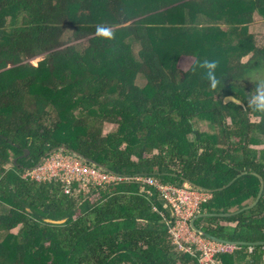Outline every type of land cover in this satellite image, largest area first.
I'll list each match as a JSON object with an SVG mask.
<instances>
[{"label": "trees", "instance_id": "trees-1", "mask_svg": "<svg viewBox=\"0 0 264 264\" xmlns=\"http://www.w3.org/2000/svg\"><path fill=\"white\" fill-rule=\"evenodd\" d=\"M255 15L264 20V0H0V264H198L173 245L168 208L136 176L211 189L200 212L255 199L256 174L264 181V113L251 105L264 82ZM204 59L217 62L215 87ZM60 146L122 179L66 193L61 180L24 177ZM194 224L264 241V188L253 207ZM251 247L215 259L264 264V244Z\"/></svg>", "mask_w": 264, "mask_h": 264}, {"label": "built area", "instance_id": "built-area-1", "mask_svg": "<svg viewBox=\"0 0 264 264\" xmlns=\"http://www.w3.org/2000/svg\"><path fill=\"white\" fill-rule=\"evenodd\" d=\"M24 177L38 181L58 179L64 182V191L71 193V187L79 188L102 186L121 180L123 176L106 171L69 152L53 151L43 161L25 171ZM125 178V177H124ZM136 180L154 187L165 206L169 209L172 220L167 221V231L177 250L198 257V264H218L215 259L219 252H233L238 244L217 241L208 238L190 227V219L200 211L202 203L212 197V193L185 183L176 185L163 183L152 175L140 174ZM251 245L249 250H251Z\"/></svg>", "mask_w": 264, "mask_h": 264}, {"label": "water", "instance_id": "water-1", "mask_svg": "<svg viewBox=\"0 0 264 264\" xmlns=\"http://www.w3.org/2000/svg\"><path fill=\"white\" fill-rule=\"evenodd\" d=\"M229 101L234 102V103H237V104H241L240 101H238L237 99H235V98L232 97V96H227V97L224 98V103L229 102ZM57 149H65V147H64V146H60V147H58V148L56 147L55 149H52L49 153H51L52 151L57 150ZM28 153H29V149H26L25 156H26ZM49 153H47V154H49ZM72 153L75 154V155H77V156L80 157L81 159H83V160H85V161H87V162H89V163L95 165V166H98V167H100V168H102V169H104V170H106V171H109V172L114 173L113 171L109 170L106 166L101 165V164H99V163H97V162H95V161H92V160H90V159L84 157L82 154H80V153L77 152V151H72ZM47 154H46V155H47ZM46 155H45V156H46ZM45 156H43V157L40 159L39 163H41V162L43 161V159L45 158ZM14 160H15V159H14ZM39 163H38V164H39ZM246 172H247V171H242V172L239 173L237 176L242 175V174H244V173H246ZM252 173H254V172H252ZM254 174H256V173H254ZM256 175H257L258 178L260 179V187H259V190H258L257 196L255 197V199H254L251 203H249L248 205H245V206L241 207L240 209H237V210H234V211H231V212H198L197 214H195V215L190 219V222H189L190 227H191L192 229H194L195 231H197L198 233H200V234H202V235H204V236H206V237H208V238H211V239L217 240V241L233 242V243H236V244H238V245H257V244H264V241L246 242V241H235V240H228V239L219 238V237H217V236H215V235H212V234H210V233H208V232H206V231H204V230H202V229H199V228L196 227V225L194 224V221H195L197 218H200V217H207V216H231V215L237 214V213H239V212H241V211H243V210H245V209H248V208L253 207V206L256 204V202L258 201V199L260 198V196H261V194H262V191H263V188H264V181H263V178H262L260 175H258V174H256ZM235 178H236V177H234L233 179H231V180H230L225 186L230 185V184L233 182V180H234ZM186 183H188V184H190V185H193L194 187H197V188H199V189L207 190V191L212 192L211 189H208V188L203 187V186H200V185H196V184H194V183H192V182L186 181ZM225 186H223V187H225ZM223 187H220V189L223 188ZM61 221H64V220H61Z\"/></svg>", "mask_w": 264, "mask_h": 264}, {"label": "rangeland", "instance_id": "rangeland-1", "mask_svg": "<svg viewBox=\"0 0 264 264\" xmlns=\"http://www.w3.org/2000/svg\"><path fill=\"white\" fill-rule=\"evenodd\" d=\"M249 30L254 35V41H255L256 46L259 47V48L264 47V20L260 16L255 15L254 22L250 26ZM70 37H71V33L68 34L67 38H70ZM85 41H86V39H81L79 41H71L70 45H73V44H85ZM44 57H45V55L35 57L32 60H30V62L33 65L37 66L39 64V62L44 59ZM189 63H190V61L188 59L184 58V59H181L180 66L185 68L186 66H188ZM136 83L139 84L140 86H142L144 84V81L137 79ZM199 122L200 123L197 124L196 127H198L200 131L209 130V127L207 126V123L205 121H199ZM114 127H115L114 124H107L106 126H104V131L114 130ZM261 142H262L261 145H257V147L264 146V140L263 141L261 140ZM57 150L58 151H62V150H65V149H57ZM54 151H56V150H54ZM200 223H201V220L198 219L197 220V224H200ZM17 231H18V229L14 230V232H17Z\"/></svg>", "mask_w": 264, "mask_h": 264}, {"label": "clouds", "instance_id": "clouds-1", "mask_svg": "<svg viewBox=\"0 0 264 264\" xmlns=\"http://www.w3.org/2000/svg\"><path fill=\"white\" fill-rule=\"evenodd\" d=\"M97 34L102 38L111 39L113 37V33L104 27H97ZM217 66V62L215 60L204 59L198 67L204 69V75L207 77L209 81H211L212 87H215L219 82L216 75L215 69ZM251 105L255 111L264 113V82H261L256 87V94L251 98Z\"/></svg>", "mask_w": 264, "mask_h": 264}, {"label": "crops", "instance_id": "crops-1", "mask_svg": "<svg viewBox=\"0 0 264 264\" xmlns=\"http://www.w3.org/2000/svg\"><path fill=\"white\" fill-rule=\"evenodd\" d=\"M162 205H163L164 207H166L164 203H162ZM168 212L170 213L169 209H168ZM199 212H200V211H199ZM170 214H171V213H170Z\"/></svg>", "mask_w": 264, "mask_h": 264}]
</instances>
